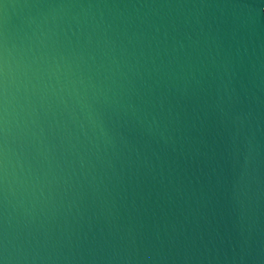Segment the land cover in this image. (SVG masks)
Masks as SVG:
<instances>
[{"label": "water", "instance_id": "water-1", "mask_svg": "<svg viewBox=\"0 0 264 264\" xmlns=\"http://www.w3.org/2000/svg\"><path fill=\"white\" fill-rule=\"evenodd\" d=\"M0 264H264V0H0Z\"/></svg>", "mask_w": 264, "mask_h": 264}]
</instances>
